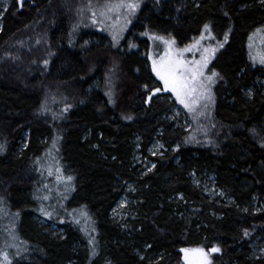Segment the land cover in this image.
<instances>
[{"label":"trees","instance_id":"1","mask_svg":"<svg viewBox=\"0 0 264 264\" xmlns=\"http://www.w3.org/2000/svg\"><path fill=\"white\" fill-rule=\"evenodd\" d=\"M85 2L11 0L1 19L0 264H185L193 248L208 264H264L250 247L264 238V65L249 51L264 0H140L122 41L133 36L131 51ZM205 24L223 42L213 108L185 129L166 118L175 101L142 55L145 34L184 45ZM156 138L165 149L150 155ZM136 146L153 167L134 165ZM204 173L225 200L192 181ZM123 194L133 203L121 227L111 212Z\"/></svg>","mask_w":264,"mask_h":264},{"label":"rangeland","instance_id":"2","mask_svg":"<svg viewBox=\"0 0 264 264\" xmlns=\"http://www.w3.org/2000/svg\"><path fill=\"white\" fill-rule=\"evenodd\" d=\"M18 6H21L20 0H16ZM24 1V0H23ZM83 2L85 0H82ZM140 0H87V3L81 4L86 9L91 7L93 20L98 23L99 26H103L106 33L109 35V40L120 46L125 51L137 50L138 43L134 40L133 36L128 38L122 43L125 34L133 23L134 19L140 10ZM11 0H0V27L2 16L10 4ZM129 3H137L138 7L134 11H130L128 8ZM77 8L76 6L74 9ZM73 9V10H74ZM83 9L80 7V10ZM210 29V28H209ZM117 37V40H113V36ZM148 38L149 48L146 53L143 51L142 55H145L149 62L151 72L153 71V62L155 61L157 66L163 63H170L174 66L177 76H184L188 81L187 86L181 90V98L185 101L188 107H185V103H181L177 99L176 93L171 88H165L161 81L162 88L171 96V99L175 101V105L167 112L166 118L182 125L185 129L194 128L202 123L208 121L211 117L210 113L213 108V94L212 86L214 83H210L207 77L212 74L210 69V62L217 50L220 48L222 41L216 40L208 30H204L198 35L193 36L188 43L184 45L178 44L175 39L169 35H160L154 33H146ZM130 45H133L130 47ZM208 50L207 52L205 50ZM212 49H216L212 53ZM249 51L260 62L264 59V32L261 30L256 31L249 40ZM210 56L207 67L203 68V76L198 77L195 81L191 79V69L197 67V62H202V58ZM261 63V62H260ZM262 64V63H261ZM264 65V64H263ZM216 77H213L215 82ZM257 88L264 92V74L256 78ZM208 89V92L204 91V88ZM252 89H247L246 94L250 96ZM211 95V101L208 99ZM27 135H24V141H26ZM162 146V147H161ZM165 147L162 145L160 139L156 138L151 143L148 152L150 155L160 153ZM175 149V147H174ZM134 165H137L140 169L147 170L153 167V162L150 161L147 155H142L138 151V147H135L133 156ZM192 181L200 186L202 191L210 198L217 197L218 200H225L223 192L215 187L214 177L209 173H204L199 177L192 174ZM133 186L128 185L127 191L132 190ZM133 201L123 194L115 207L111 212V217L121 227L125 226L126 214L130 212ZM253 207L258 209L259 204L257 199L253 200ZM41 225H47V230L53 235L60 234L62 230L55 224L48 223L44 219H39ZM253 231L247 230L245 237H250ZM252 257L264 256V238H256L250 243ZM182 249V253L188 256L187 264H208L210 256L208 252L200 249H186L187 252ZM183 258V257H182ZM184 259V258H183ZM185 262V260H184Z\"/></svg>","mask_w":264,"mask_h":264},{"label":"snow or ice","instance_id":"3","mask_svg":"<svg viewBox=\"0 0 264 264\" xmlns=\"http://www.w3.org/2000/svg\"><path fill=\"white\" fill-rule=\"evenodd\" d=\"M21 5L23 3V0H20ZM138 7L137 3H129L128 4V8L130 11H134L136 8ZM204 29L208 30L209 29V25L205 24L204 25ZM227 34H225V41H227ZM113 40L116 41L117 37L114 35L113 36ZM133 45H130V47H132ZM220 47H223V44H220ZM206 52L208 51L207 49L205 50ZM212 53H214L216 51V49H212L211 50ZM210 56H205L202 58V62H197V67L192 68L191 72H192V76L191 79L193 81H195L198 77L203 76V68L207 67L208 64V60L210 59ZM262 64H264V59H261L260 61ZM45 64H47V61L44 62ZM153 71L156 73V75L159 77V79L163 82L165 88H171V90L176 93L177 99L180 100L181 103H185V101L181 98V90L184 89L187 86V80L185 79L184 76H177V74L175 73V69L174 66L170 63H163L161 62L159 66H157L156 62H153ZM218 76V73L213 71L212 74L210 76L207 77V80L210 83H214L213 77ZM147 87V86H145ZM160 89H154L153 93H150L149 95V99L151 98V96L156 93L159 92ZM205 92H208V89L205 87L204 88ZM208 99L211 101V95L209 94ZM113 101L110 99L109 103H112ZM185 107H188V105L185 103ZM131 116H125L124 119H131ZM162 147V146H161ZM3 150V145H0V151ZM69 180L72 179V177H68ZM45 215H51L50 213L45 212ZM247 230H245V235H247ZM89 243H92V241H89ZM185 252H187L188 250H184ZM212 251H219L218 248H213ZM5 258H6V254Z\"/></svg>","mask_w":264,"mask_h":264},{"label":"water","instance_id":"4","mask_svg":"<svg viewBox=\"0 0 264 264\" xmlns=\"http://www.w3.org/2000/svg\"><path fill=\"white\" fill-rule=\"evenodd\" d=\"M182 257L185 259V262L187 264L188 256L186 254H182Z\"/></svg>","mask_w":264,"mask_h":264},{"label":"bare ground","instance_id":"5","mask_svg":"<svg viewBox=\"0 0 264 264\" xmlns=\"http://www.w3.org/2000/svg\"><path fill=\"white\" fill-rule=\"evenodd\" d=\"M185 260V259H184ZM185 264H186V262H185Z\"/></svg>","mask_w":264,"mask_h":264}]
</instances>
